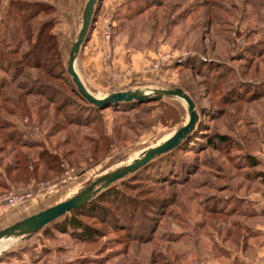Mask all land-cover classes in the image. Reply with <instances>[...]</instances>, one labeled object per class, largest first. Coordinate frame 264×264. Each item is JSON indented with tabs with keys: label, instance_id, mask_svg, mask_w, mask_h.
I'll return each instance as SVG.
<instances>
[{
	"label": "rangeland",
	"instance_id": "374dc122",
	"mask_svg": "<svg viewBox=\"0 0 264 264\" xmlns=\"http://www.w3.org/2000/svg\"><path fill=\"white\" fill-rule=\"evenodd\" d=\"M3 12L0 7V182H8L5 167L19 159L16 153L26 155L19 162L28 169L0 195L32 197L17 208H0V231L72 198L168 139L187 119L184 104L169 97L90 108L64 71L70 47L60 54L54 40L53 50L37 58L40 68L25 66L22 53L32 41L17 49L8 44L2 34L20 24ZM49 15L32 21L33 28ZM111 18L106 25L114 26L103 38L112 48L124 46L126 64L142 56L149 69L131 81L114 74L108 88L92 93L180 88L199 114L194 132L176 150L114 182L99 202L102 210L76 217L84 227L60 232V218L11 241L0 264H211L219 256L211 241L227 236L241 242L255 224H264V218L245 217L253 214L246 199L264 188L257 157L264 146V0H124ZM19 30L17 42H23ZM211 207L220 214H209ZM231 243L226 247L235 248Z\"/></svg>",
	"mask_w": 264,
	"mask_h": 264
},
{
	"label": "crops",
	"instance_id": "0c3cea01",
	"mask_svg": "<svg viewBox=\"0 0 264 264\" xmlns=\"http://www.w3.org/2000/svg\"><path fill=\"white\" fill-rule=\"evenodd\" d=\"M86 2L87 0H46L45 3L53 8L52 18L54 19V23L51 33L56 37L60 54H64V50L70 47L67 51L69 54L80 28ZM122 2H124V0H101L99 8L97 9L98 13H96L98 21L93 25L94 27L92 26L90 29L87 38L89 40L86 42V39L76 60L77 73L90 92L93 91L92 89L103 90L108 88L111 85L114 74L120 75L127 81L131 76L137 74L138 77L140 73L149 69L148 63L146 60H143L142 56L136 57L132 55L130 64H126V49L124 46L119 48L114 46L112 48L109 40H105L102 36L104 30H111L113 28L114 23L106 25V22L108 19H112V13L116 8L121 6ZM0 7L3 9L4 15L9 8L8 0H0ZM77 23L79 24L77 25ZM104 57H107L109 63H106ZM146 63L147 65H145ZM127 69H129L130 72H127ZM140 79L141 78H138V80ZM136 88L152 87L138 86L127 89ZM257 157L260 160V163L257 161L259 168L264 174V146H262V151L257 154ZM253 193L257 195L256 198H250V200L246 199L252 203L253 207L251 210L253 214L247 215V217L264 218V188L256 192L254 191ZM29 206L30 204L28 203L27 207ZM18 212L22 213L23 211ZM248 228L250 229V227ZM250 232L251 233L245 240L238 243L232 242L230 238L222 240L215 239L214 242L218 246L217 251L219 256L213 257L211 260L213 262L211 264H260L257 263L256 260L264 258V239L258 243L257 246L255 242H257L260 235L264 238V224L259 226L255 224ZM229 242H232L233 244H231L234 245L235 248L230 246L229 248L226 247V244Z\"/></svg>",
	"mask_w": 264,
	"mask_h": 264
},
{
	"label": "water",
	"instance_id": "95a60500",
	"mask_svg": "<svg viewBox=\"0 0 264 264\" xmlns=\"http://www.w3.org/2000/svg\"><path fill=\"white\" fill-rule=\"evenodd\" d=\"M99 0H87L78 34L71 46L68 54L66 71L77 93L89 104L96 108H106L118 103L144 102L148 100H162L163 98H175L180 100L187 111L185 123L177 128L168 139L161 141L155 146L143 150L138 156L132 159L127 165L116 168L110 173H105L92 181L78 194L61 203L50 206L40 212L30 215L29 217L9 226L0 231V243L8 241L16 242L29 238L41 231L45 226L61 218L72 210L79 209L90 202L100 192L110 187L114 182L122 180L134 172L144 167L149 162L161 157L176 149L186 137L195 129L199 114L195 108L192 99L180 88L159 89V88H136L126 89L123 91L113 92L103 97L90 92L76 70V60L80 49L84 45L87 34L90 30L95 9ZM95 19V18H94ZM7 244L6 246H8ZM5 246V248H6ZM4 252L3 250L0 253Z\"/></svg>",
	"mask_w": 264,
	"mask_h": 264
},
{
	"label": "trees",
	"instance_id": "16d2710c",
	"mask_svg": "<svg viewBox=\"0 0 264 264\" xmlns=\"http://www.w3.org/2000/svg\"><path fill=\"white\" fill-rule=\"evenodd\" d=\"M131 1H135V0H131ZM45 2H46V0L44 2H42V1H25V0H8L9 8H8V11L6 12V14H12V17L11 18L14 19V21H15L16 24H20V25H16V27H15L14 30L10 29L5 34H2V37H4L6 35L3 39L9 40L8 44L15 45V48L16 49L17 48H20L21 46H23L24 43H27L28 44L30 41H32V43L30 44L29 50L28 51H24L22 53L21 59H22V62L24 63L25 66H32L35 69L36 68L38 69V68H40L42 66L41 63H38V59L37 58L38 57H41L42 54L43 55H46V49L49 50V51L50 50H53V43H52V41L55 40V47H56V42H57L56 41V37L51 33V30L53 28V23H54V20L52 18L53 8L50 7ZM100 2H101V0L98 1L97 7L95 9V13H94V16H93V21L91 23L90 29L93 26V23H94V20H95L94 18H95V15L97 13V9L99 8ZM155 5L156 6H159L158 3L155 4ZM143 12H144L143 10L134 11V14L129 15V17H124V19H131L132 17H137V16H139V14H142ZM20 14H22V15H20ZM48 14L51 15L50 18H47L49 20L48 21H43V22L39 23L38 25L35 24L36 27L37 26L38 27L36 29H34L31 22L34 21V20H36L38 17L40 18L42 15H46L48 17ZM19 29H21L22 31H24L23 35L25 36V38L24 39L22 38L24 40L23 42H17V39H18L17 38V35H18V30ZM10 31H12V32H10ZM48 33H49V35H48ZM88 34H89V32H88ZM88 34H87V38H88ZM7 37H10V39L9 38L7 39ZM33 38H34V40H33ZM42 51H43V53H42ZM0 54H2V53H0ZM30 59H33L34 61L36 60L35 63L31 64ZM184 59L186 60V58H184ZM202 60L206 62V59H201V61ZM209 62H212V61H207L206 63H209ZM0 68H4V67H1L0 66ZM64 71L66 72L67 76L70 78V76L68 75V73L66 71V66L64 67ZM70 80H71V78H70ZM70 85L72 86V89L74 91V94L79 99H81L90 108H96V107H94L92 105H89L77 93V91H76V89H75L72 81H70ZM29 88L30 87H27V89H25L26 90V95L25 96L31 95V92H30V89ZM40 94H43V92H41L40 90H37L36 95L37 96H40ZM13 103L15 105H17L16 107L19 106V102L14 101ZM11 104H12V101H11ZM1 130H2V128L0 127V131ZM192 133L188 137H186L185 140H183L181 142V144H183V142L186 141V139H188L192 135ZM12 134L13 133L10 134L11 137H12ZM2 136H4V135L2 134ZM215 140H217V142L220 143V144H225L226 141H227V138L224 137V136H222V135H216L215 136ZM9 142H11V140H9ZM212 143L213 142L211 141L210 144L213 146ZM176 149H174V150H176ZM15 158H19V159H15V161L13 160V163L12 164H10L9 166L5 167L6 168L5 175H6V178H7L8 182H6L4 184L0 182V188L1 189L2 188L3 189H6L11 184H16L18 182L20 183L18 176L20 174H23V171H26L28 169L27 167H26V169H24L25 168L24 167L25 166V163L19 162V161H21V159H26V155L23 156V154H22V155L19 156V154L16 153ZM159 158H157V159H159ZM157 159H155V160H157ZM252 159H253L252 161H255L256 164H257V161H256V159L253 156H252ZM155 160H153L151 162H154ZM151 162H149V163H151ZM148 164H146V165H148ZM12 175H13V177H11ZM1 179H2V176L0 175V180ZM111 186L108 187L107 189H105L104 191L100 192L96 197H94L90 202H88L83 207H81L79 209L72 210L69 213H67L64 216H62L61 218L63 219V222L62 223H64V226H62V228L60 229V232H66L67 229H68V226H70L73 229L79 228V225H81V227H84V225L76 217L79 216V215H83L84 212H88L90 214H94V212L96 210H98V209L102 210L101 207H100V205H99V202L104 200L105 193H107L110 190ZM206 211L209 214H211V215L212 214H214V215H219L220 214V212H217V211H219V209H215V208H212V207L209 208V209H207ZM71 213H72L73 217H71V218L69 217L68 218L67 217L68 214H71ZM245 217L248 218L247 215ZM59 219H57V220H59ZM57 220H55L54 222H52L50 224H53V223L57 222ZM218 234H220V233H218ZM79 238H82V236L79 237ZM225 238H228V237L227 236L226 237H223V239H225ZM231 241H232V239H231ZM211 242H212L213 245H216L214 241H211ZM232 242L238 243L239 240L232 241Z\"/></svg>",
	"mask_w": 264,
	"mask_h": 264
},
{
	"label": "built area",
	"instance_id": "2783aa9c",
	"mask_svg": "<svg viewBox=\"0 0 264 264\" xmlns=\"http://www.w3.org/2000/svg\"><path fill=\"white\" fill-rule=\"evenodd\" d=\"M25 1H42L45 0H25ZM109 33L106 32L105 38L109 39ZM32 195L27 192H15V191H9L2 195H0V208L3 207H10V208H17L19 206H22L25 204L29 199H31ZM257 263L264 264V258L257 259Z\"/></svg>",
	"mask_w": 264,
	"mask_h": 264
},
{
	"label": "bare ground",
	"instance_id": "6f19581e",
	"mask_svg": "<svg viewBox=\"0 0 264 264\" xmlns=\"http://www.w3.org/2000/svg\"><path fill=\"white\" fill-rule=\"evenodd\" d=\"M82 47H83V46H82ZM81 49H82V48H81ZM81 49H80V51H81ZM7 244H9L8 241H6V242H4V243H0V251H1L3 248H5V246H6Z\"/></svg>",
	"mask_w": 264,
	"mask_h": 264
}]
</instances>
